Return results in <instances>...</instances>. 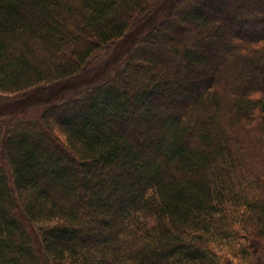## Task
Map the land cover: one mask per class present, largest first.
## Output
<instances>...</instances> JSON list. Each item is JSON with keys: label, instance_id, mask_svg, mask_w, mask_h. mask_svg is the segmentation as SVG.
<instances>
[{"label": "trees", "instance_id": "1", "mask_svg": "<svg viewBox=\"0 0 264 264\" xmlns=\"http://www.w3.org/2000/svg\"><path fill=\"white\" fill-rule=\"evenodd\" d=\"M129 35L120 69L37 120L0 119V264L264 248V0H0V95L73 82Z\"/></svg>", "mask_w": 264, "mask_h": 264}, {"label": "rangeland", "instance_id": "2", "mask_svg": "<svg viewBox=\"0 0 264 264\" xmlns=\"http://www.w3.org/2000/svg\"><path fill=\"white\" fill-rule=\"evenodd\" d=\"M159 17V14L151 16V18H149L146 23L141 25L138 30V35H143L146 33L145 31L147 30L148 24H154V21L157 22L159 20ZM184 19L185 23L192 27V20L187 16ZM192 29L193 31L191 32L193 33V39L197 40L200 38L201 34L198 32L196 33L194 28ZM132 36L133 35H129L122 42L118 44H111L101 50L97 57H95L86 67V70L81 75V77L73 80V82L70 81L68 83H56L36 91V94L34 95L30 94L23 97L0 95V119H8L10 117V119L25 118L27 120H37L46 107L61 100L70 98L76 91H80L82 88H86L88 85L92 86L95 84L100 79V76L102 77V75L109 74L114 69H120L121 66L126 62L128 54L131 51L133 45L131 42ZM186 42L187 41L185 39H180L174 44L171 42L173 45L171 46L174 48V50H176V53L169 54V56H171L176 61L179 59L178 61L181 62V58L184 55L185 46L188 44V42L187 44ZM166 63V68L168 69L169 60H166ZM223 74H225V77L227 76V72L224 71ZM223 74H220V76ZM262 160L264 162V157ZM229 264H264V248H259L257 255L249 256L246 261H237L235 258H232L229 261Z\"/></svg>", "mask_w": 264, "mask_h": 264}]
</instances>
